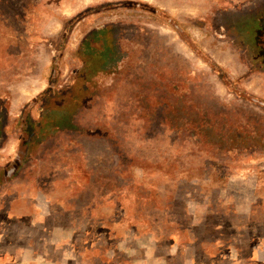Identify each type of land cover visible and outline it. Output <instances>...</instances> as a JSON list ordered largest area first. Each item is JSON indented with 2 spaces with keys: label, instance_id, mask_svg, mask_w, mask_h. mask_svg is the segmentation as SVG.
Returning <instances> with one entry per match:
<instances>
[{
  "label": "rangeland",
  "instance_id": "1",
  "mask_svg": "<svg viewBox=\"0 0 264 264\" xmlns=\"http://www.w3.org/2000/svg\"><path fill=\"white\" fill-rule=\"evenodd\" d=\"M9 131L0 264H264V0H0Z\"/></svg>",
  "mask_w": 264,
  "mask_h": 264
},
{
  "label": "crops",
  "instance_id": "2",
  "mask_svg": "<svg viewBox=\"0 0 264 264\" xmlns=\"http://www.w3.org/2000/svg\"><path fill=\"white\" fill-rule=\"evenodd\" d=\"M39 61V65H41L40 70H34L30 66L31 65H26L30 68L21 69L16 72L17 80L16 83L14 84H9L8 87L15 91V95H13L11 102L9 103V113L10 114H18L24 105H26L29 101L34 99L38 94L45 88L46 83H45V78L43 77L44 71L46 69V66L50 63L51 61V56L50 58L45 56L43 53L41 58L37 59ZM31 64V63H30ZM37 64V63H36ZM44 80V81H43ZM24 82L28 83L29 85H37V84H43L41 91L35 96L27 100L21 99V84ZM16 101V102H15ZM9 129H13L14 123L10 121L8 124ZM15 130V129H14ZM22 139V135H20L18 132L15 134L12 133V131L8 132V137L1 142L0 138V160L3 155H12L10 159L5 160L9 161L11 159H16L19 156V147H20V141Z\"/></svg>",
  "mask_w": 264,
  "mask_h": 264
},
{
  "label": "flooded vegetation",
  "instance_id": "3",
  "mask_svg": "<svg viewBox=\"0 0 264 264\" xmlns=\"http://www.w3.org/2000/svg\"><path fill=\"white\" fill-rule=\"evenodd\" d=\"M44 89H45V88H44ZM44 89H43L42 91H44ZM42 91H41V92H42ZM41 92H40V93H41ZM40 93H39V94H40ZM39 94H38V95H39ZM36 97H37V96H36ZM40 108H41V107H40Z\"/></svg>",
  "mask_w": 264,
  "mask_h": 264
}]
</instances>
